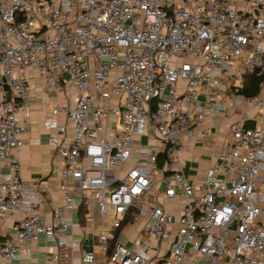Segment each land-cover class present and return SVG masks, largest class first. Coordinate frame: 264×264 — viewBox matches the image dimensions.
<instances>
[{
    "label": "built area",
    "instance_id": "built-area-1",
    "mask_svg": "<svg viewBox=\"0 0 264 264\" xmlns=\"http://www.w3.org/2000/svg\"><path fill=\"white\" fill-rule=\"evenodd\" d=\"M31 68L77 95L43 123L63 162L51 220L13 158L30 130ZM250 74L264 76V0H0V223L15 219L11 237L0 231V263L43 236L55 264H96L97 252L105 264H264V85L232 99L260 116L231 123L204 181L182 158L183 138L206 141L209 116L230 110L203 98L220 101L223 85L238 94ZM80 208L106 228L73 257L66 215Z\"/></svg>",
    "mask_w": 264,
    "mask_h": 264
},
{
    "label": "crops",
    "instance_id": "crops-1",
    "mask_svg": "<svg viewBox=\"0 0 264 264\" xmlns=\"http://www.w3.org/2000/svg\"><path fill=\"white\" fill-rule=\"evenodd\" d=\"M3 1L7 2L9 0ZM23 75L32 86L30 105L22 115L29 124L30 130L22 135L23 147L19 152L13 154V158L17 159L22 165L21 176L23 181L29 186L37 187L38 196L41 200L39 213L44 219L51 220L54 211L59 207L62 200L59 186L63 162L50 145L49 134L43 128V123L56 105H63L66 108L73 107L77 95L64 86L54 89L49 85L46 78L41 77L34 68L24 70ZM221 89L223 93L227 94L226 98L221 97L220 101L216 98L211 101L203 98L202 105L209 104L213 112L219 109L218 104L230 108V103L239 94L233 88L230 89L224 85ZM218 112V115L212 113L206 121L205 129H207L209 135L206 141L200 139L198 130L192 136L187 135L183 138L184 151L182 158L185 163L184 170L186 175L196 184L204 181L207 172L216 165L217 156L229 139L231 123L235 121L245 123L252 121L255 126V122L260 116L259 109L251 103H245L235 109L230 108L227 112L223 110ZM60 120L64 122L65 116L61 115ZM3 172H7V169L5 168ZM261 186L264 189V180ZM183 205V202L176 201L170 209L180 212ZM79 211L80 209L66 215L73 224L69 231L70 239L81 243V248L73 251V257L95 251V236L106 228L98 220L92 225L86 215L82 217ZM14 221L13 218H7L0 223V231L4 236L11 237ZM54 252L55 245L41 236L34 243L31 254L26 255L20 261H9L0 264H55L52 260ZM96 255V264L106 263V257L102 253L97 252Z\"/></svg>",
    "mask_w": 264,
    "mask_h": 264
},
{
    "label": "trees",
    "instance_id": "trees-1",
    "mask_svg": "<svg viewBox=\"0 0 264 264\" xmlns=\"http://www.w3.org/2000/svg\"><path fill=\"white\" fill-rule=\"evenodd\" d=\"M264 85V76H258L255 74L245 75L243 85L238 88V94L248 99L254 98L261 93ZM248 127H254L252 121L246 122ZM86 213L84 208H80L79 214L83 217Z\"/></svg>",
    "mask_w": 264,
    "mask_h": 264
},
{
    "label": "rangeland",
    "instance_id": "rangeland-1",
    "mask_svg": "<svg viewBox=\"0 0 264 264\" xmlns=\"http://www.w3.org/2000/svg\"><path fill=\"white\" fill-rule=\"evenodd\" d=\"M221 81L226 85L227 84V82H228V78H226V77H223L222 79H221ZM229 84V83H228ZM228 87H230L229 85H228ZM222 97L223 98H226L227 97V94L224 92H222Z\"/></svg>",
    "mask_w": 264,
    "mask_h": 264
}]
</instances>
